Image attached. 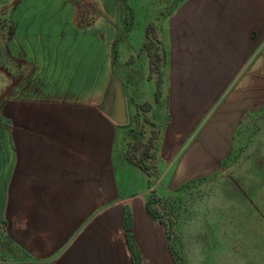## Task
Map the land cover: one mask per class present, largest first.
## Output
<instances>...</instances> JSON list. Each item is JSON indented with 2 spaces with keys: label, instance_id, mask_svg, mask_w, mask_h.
Here are the masks:
<instances>
[{
  "label": "crops",
  "instance_id": "obj_1",
  "mask_svg": "<svg viewBox=\"0 0 264 264\" xmlns=\"http://www.w3.org/2000/svg\"><path fill=\"white\" fill-rule=\"evenodd\" d=\"M168 53L161 103L158 77L144 101L155 105L157 156L176 183L231 153L262 73L264 0H189L171 22ZM98 86L88 95L30 86L14 99L12 138L0 144V225L27 264H175L148 194L121 169L123 135L115 113H102Z\"/></svg>",
  "mask_w": 264,
  "mask_h": 264
},
{
  "label": "rangeland",
  "instance_id": "obj_2",
  "mask_svg": "<svg viewBox=\"0 0 264 264\" xmlns=\"http://www.w3.org/2000/svg\"><path fill=\"white\" fill-rule=\"evenodd\" d=\"M188 1L0 0V144L12 138L14 99L30 86L88 95L98 84L102 113H115L123 135L121 169L148 194L175 264H264V59L217 170L174 183L157 156L161 127L148 113L161 103L171 22ZM157 77L153 105L144 98ZM28 261L1 224L0 264Z\"/></svg>",
  "mask_w": 264,
  "mask_h": 264
},
{
  "label": "water",
  "instance_id": "obj_3",
  "mask_svg": "<svg viewBox=\"0 0 264 264\" xmlns=\"http://www.w3.org/2000/svg\"><path fill=\"white\" fill-rule=\"evenodd\" d=\"M118 89V120L123 122L125 121L126 118V113H125V103L121 95V89L120 86L117 84L116 85Z\"/></svg>",
  "mask_w": 264,
  "mask_h": 264
},
{
  "label": "trees",
  "instance_id": "obj_4",
  "mask_svg": "<svg viewBox=\"0 0 264 264\" xmlns=\"http://www.w3.org/2000/svg\"><path fill=\"white\" fill-rule=\"evenodd\" d=\"M149 205V204H148ZM148 210H149V212H151V208L148 206Z\"/></svg>",
  "mask_w": 264,
  "mask_h": 264
}]
</instances>
